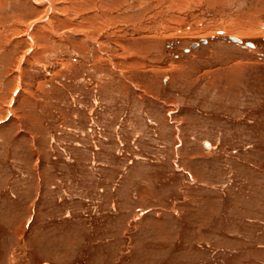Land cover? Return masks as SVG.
I'll use <instances>...</instances> for the list:
<instances>
[{
    "label": "rangeland",
    "instance_id": "374dc122",
    "mask_svg": "<svg viewBox=\"0 0 264 264\" xmlns=\"http://www.w3.org/2000/svg\"><path fill=\"white\" fill-rule=\"evenodd\" d=\"M0 264H264V0H0Z\"/></svg>",
    "mask_w": 264,
    "mask_h": 264
},
{
    "label": "water",
    "instance_id": "95a60500",
    "mask_svg": "<svg viewBox=\"0 0 264 264\" xmlns=\"http://www.w3.org/2000/svg\"><path fill=\"white\" fill-rule=\"evenodd\" d=\"M229 38L233 41H241V38L234 36V35H230ZM246 44L248 45H252L253 43L251 41H247ZM205 144L209 145L208 141H205Z\"/></svg>",
    "mask_w": 264,
    "mask_h": 264
},
{
    "label": "bare ground",
    "instance_id": "6f19581e",
    "mask_svg": "<svg viewBox=\"0 0 264 264\" xmlns=\"http://www.w3.org/2000/svg\"><path fill=\"white\" fill-rule=\"evenodd\" d=\"M243 41V40H242ZM237 42H239V43H241V41H237ZM254 44V43H253Z\"/></svg>",
    "mask_w": 264,
    "mask_h": 264
}]
</instances>
